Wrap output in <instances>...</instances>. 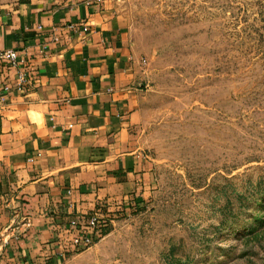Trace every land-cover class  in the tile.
<instances>
[{
    "label": "rangeland",
    "instance_id": "1",
    "mask_svg": "<svg viewBox=\"0 0 264 264\" xmlns=\"http://www.w3.org/2000/svg\"><path fill=\"white\" fill-rule=\"evenodd\" d=\"M114 2L156 188L58 264H264V0Z\"/></svg>",
    "mask_w": 264,
    "mask_h": 264
},
{
    "label": "crops",
    "instance_id": "2",
    "mask_svg": "<svg viewBox=\"0 0 264 264\" xmlns=\"http://www.w3.org/2000/svg\"><path fill=\"white\" fill-rule=\"evenodd\" d=\"M115 6L0 0V51L19 53L29 81L0 65V264L65 261L80 252L72 221L104 215L88 231L101 236L154 193L139 130L148 85Z\"/></svg>",
    "mask_w": 264,
    "mask_h": 264
},
{
    "label": "built area",
    "instance_id": "3",
    "mask_svg": "<svg viewBox=\"0 0 264 264\" xmlns=\"http://www.w3.org/2000/svg\"><path fill=\"white\" fill-rule=\"evenodd\" d=\"M24 63V60L21 59L19 53L15 50H4L0 51V65L7 64L10 67L18 70V86L20 89L28 85V76L25 72H20V67ZM5 91H8L9 88L5 87ZM106 217L102 214L96 213L92 216H80L79 219L71 222L72 227L77 229L78 234L74 238L72 244L76 246L80 251L88 249L91 245L96 243L100 239V235L88 234V231L91 230L93 233L100 231L106 225ZM72 232V231H71ZM68 230H65L64 235L69 236L71 233ZM60 245L65 248L66 238L60 237Z\"/></svg>",
    "mask_w": 264,
    "mask_h": 264
},
{
    "label": "trees",
    "instance_id": "4",
    "mask_svg": "<svg viewBox=\"0 0 264 264\" xmlns=\"http://www.w3.org/2000/svg\"><path fill=\"white\" fill-rule=\"evenodd\" d=\"M102 237H103V234H101L100 238H102Z\"/></svg>",
    "mask_w": 264,
    "mask_h": 264
}]
</instances>
